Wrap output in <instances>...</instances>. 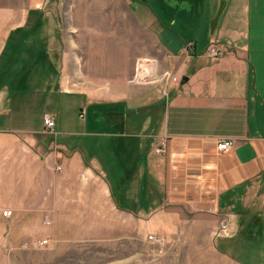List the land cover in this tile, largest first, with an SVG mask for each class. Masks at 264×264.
<instances>
[{
    "label": "crops",
    "instance_id": "obj_1",
    "mask_svg": "<svg viewBox=\"0 0 264 264\" xmlns=\"http://www.w3.org/2000/svg\"><path fill=\"white\" fill-rule=\"evenodd\" d=\"M111 1L119 12L131 15L150 42L155 38L161 68L183 79L171 82L167 97L157 87H146L149 84L128 83L134 60L142 55L138 37L129 41L131 50L96 51L85 58L72 52L73 39L62 37L70 55L66 54L68 68L59 73L54 93L81 97L82 109L93 117L77 116L82 120L73 124L77 128L59 130L69 139L57 142V135L44 132L42 114L51 112H42L38 124L14 115L21 100L10 98L5 82L10 72L3 76L11 57L4 53L10 35H19L15 50L20 44L25 48L23 33L12 34L14 30L33 18L46 21L56 3L0 0V252L21 246L16 238L48 232L42 227L32 230L33 221L48 208L54 240L44 247L55 253L74 242H101L123 254L111 264H137L141 245L145 253L157 249L154 260H148L151 264H253L248 260V232L256 227L253 236L258 233L264 239V221L246 205L251 191L261 188L264 204V38L246 36L245 0H136L148 9L138 17L128 5L131 0ZM92 5L101 11L111 6L110 0H93ZM80 6L87 8L88 0H80ZM171 8L209 11L203 18L174 17L168 12ZM182 38L192 40L189 51ZM52 41L56 44L55 37ZM119 42L114 44L124 45L125 39ZM211 44L221 46L222 55L206 56ZM25 53L28 69L35 52L30 59ZM100 81L109 84L112 97L94 89ZM49 91L42 92L46 96ZM33 93L28 97L34 99ZM100 119L105 123H98ZM73 136L80 138V151ZM86 136L97 138L103 147L112 138L134 143L128 152L89 154ZM223 137L233 140L226 152L217 149ZM162 143L165 153H156ZM41 190L48 202L40 198ZM148 233L162 234L167 244L145 240ZM169 245L174 246L171 254ZM256 253L251 254L255 264H264V251Z\"/></svg>",
    "mask_w": 264,
    "mask_h": 264
},
{
    "label": "rangeland",
    "instance_id": "obj_2",
    "mask_svg": "<svg viewBox=\"0 0 264 264\" xmlns=\"http://www.w3.org/2000/svg\"><path fill=\"white\" fill-rule=\"evenodd\" d=\"M49 1L52 2V5H55L56 3V9L52 10V14L48 16L49 18H47L46 21L42 19L40 25H37L32 29L30 24L33 22V18L32 21L24 28L12 33L21 34L22 32V39H25V42L27 43L25 48L20 49L19 56L14 60L15 65L12 64L13 66L11 65L10 67L9 72L11 74V77H7L5 79L7 89L10 90V98L14 97L21 100L18 101L19 106L15 109L14 115L22 114V118H24L22 122L27 120H34V123L38 124L42 112H51L55 115L54 116L52 114L55 118V125L56 122H60V126H55L56 130L60 133L59 130H66L67 128H77V126L73 124L81 123L82 120L80 119H86L87 116L89 117V119L93 117L92 115H90V113L87 114V112L82 109L84 101L81 99V97L77 98L76 95H65L59 91H57V93H54L53 88L56 80L58 79L59 73L65 72L66 68H68L67 63L65 62L66 54L67 56L70 55V51L66 50L65 44L62 43V37H64L65 39L66 37H68L69 40L73 39L75 41L73 47L74 49L72 50V52L80 55V58H85L86 54L102 50H107L106 53H117V49H122L123 47L125 49L130 48L131 50L133 48L132 46L129 47V41L133 37H138V42L143 43L141 46L143 50L140 52V54L142 53V55L135 58L134 67L136 65L137 59L147 58L155 61L156 70H154L155 72L151 74V76L143 79L142 81L139 80L140 82H136V80L131 79L134 76L135 72V68L133 67V72L128 78V83L134 85H139L138 83L149 84L146 87H157L162 91L161 93L163 94V96L167 97L168 87L172 82L168 78L171 76H175L178 79V81H176L175 83L183 79L177 76L170 69L161 68L160 58L159 56H157L159 54L156 51V47L158 44L155 41V38L153 43L150 42V40L146 38L145 35H143V33L138 29L137 25H135V21L132 19L131 15L128 13L124 14L121 10L119 12L111 0V6L106 5L103 11H101L99 7L95 8V6L92 5L93 0H88L87 8L80 6V0ZM71 1H73V3H71ZM47 4L44 11L48 15L49 11L47 8ZM128 5L137 17L143 9L147 10L148 12L147 7L137 2L136 0H131L130 2H128ZM244 8L246 9V16L248 18V21L246 22V36L251 37L252 40L264 38V0H245ZM205 12L206 10L204 9L203 13ZM169 13L172 16L174 14L172 13V11H170ZM32 14L33 13H29V15ZM181 14L183 16H186V14L189 13L182 12ZM170 20L171 17H168L167 21L165 22L168 24ZM65 32H67V35L65 34ZM10 36L12 37V40L10 41V44L7 43L6 52H4L7 55V59L8 56L12 57L15 52V43L19 35ZM54 37L56 40V44L52 43ZM121 39H125L124 45L114 44V42H119ZM49 43L51 44V46H49ZM202 43L203 42H200L199 46V49H201L200 52L204 50ZM188 44L189 43H185V48L187 50L189 49L187 48L189 47ZM53 45L56 48L55 50L50 49V47L54 48ZM213 45L215 44H211L208 46ZM219 47L221 48V46ZM221 49L223 53V48ZM38 50L39 54H37ZM40 51H43V53H41ZM34 52L36 63L32 68L33 72L31 73V70H29L28 74L31 75L29 76L28 81L21 83L19 87L15 89L14 86L18 84L14 82L17 74H22L24 69L29 66V63H27L26 65V63L23 61V54L25 53V55H27V59H30L33 56ZM205 55L208 56L207 54ZM1 63L5 65L6 60L1 61ZM60 87L63 88V86L61 85ZM109 88L110 86L107 82H101V84L98 83L94 86V89H99L100 91H102V94H105L106 96H111L109 95V90H111ZM32 90H34L36 93L29 92ZM38 90L39 92H37ZM43 90H46V92L48 90L51 91H49L48 95L45 96L42 92ZM13 92L16 94H13ZM31 93L35 94L34 99L28 97ZM21 105H25L28 107H25L24 109V107ZM128 112H130V110H128ZM77 116L80 119H77ZM98 123L104 124L105 121L103 119H100ZM89 128L92 129L91 127ZM58 132L56 136L57 142L69 139V136L64 132L60 134H58ZM52 136L55 138L54 135ZM86 138L88 139L86 143L88 145L86 152L88 150L89 154L94 153L99 155L103 150L108 151L112 149L109 142L105 147H103L101 144L97 143V138L91 136H86ZM70 139H73V143L77 144V146L80 148L81 141L79 137L73 136ZM79 148H77L78 151L81 150V148ZM71 149L75 150V148ZM250 195L251 196L249 198V203L248 205H246L248 207L249 213H259L261 215V219L264 221V204L260 203L263 196V189L261 188L258 191L254 189L253 191H251ZM40 198L44 200V202H48L49 200L48 195L46 194L45 196L43 190H41ZM42 206L45 207L47 206V204H43ZM45 218L51 219V224H45ZM52 221V217L48 213V208L45 211H41L38 219L33 221V224L35 223V225L34 227H32V230L38 229V227H42L48 232L44 233L42 231L39 232L38 230H35L36 232L30 234L27 238H16L14 241L20 242L21 244L26 242L29 245L31 244L32 246L28 247V249H23L19 246L14 247V250L0 252V264H111V261L123 255L121 252H118V250L114 246H111L110 244L105 245L101 242H74V244L66 251L55 253L54 251H52V248L44 247L48 246L49 243L54 240L53 234H51L49 231V228H51L52 225ZM256 229V227H252L250 229V231L248 232L249 237L247 239V246L250 250V256H248V260L253 264H255V257H252L251 254H257L256 252L260 250L264 251V239L258 238V233L255 237L253 236ZM148 234L162 235L159 233ZM148 234H145V240H147ZM41 239H47V242L43 246H38L39 244L33 245L34 242H37ZM102 241L104 242V240ZM138 241H140L139 237ZM155 245L158 246V244ZM141 246L142 247H140V252H138L141 255H138L136 263L151 264L148 263V260L149 262L154 260V258L156 257L155 252L157 249L154 250V248H150L152 251L149 250L147 253H145L147 249L143 247V245ZM173 247L174 246L171 245V248ZM171 248L169 245L168 249L170 254L172 253Z\"/></svg>",
    "mask_w": 264,
    "mask_h": 264
},
{
    "label": "built area",
    "instance_id": "obj_3",
    "mask_svg": "<svg viewBox=\"0 0 264 264\" xmlns=\"http://www.w3.org/2000/svg\"><path fill=\"white\" fill-rule=\"evenodd\" d=\"M190 46V43L188 44ZM189 48V47H187ZM205 54H207L208 56H212V57H217L220 56L222 54V49L219 46L213 45V46H208L205 50ZM143 63L144 65H148L150 64L151 66H155V70H156V65H155V61L151 60V59H137L136 65H135V69H134V76L131 78L133 80H136V82H138L141 77H139V73H141V71L143 70L142 67L139 65ZM151 76V74L149 75ZM149 76H144L142 77L143 79L149 77ZM168 79H170L172 82H176L178 81V79L175 76H171ZM138 80V81H137ZM43 125H44V132L48 133V134H52L54 136L57 135V132L55 130V118L52 114L50 113H45L43 115ZM233 146V140L229 137H223L218 139L217 142V149L222 151V152H226L228 150L231 149V147ZM154 151L156 153H165L166 151V145L165 143L160 144V146H157ZM61 166L59 164H57L55 166V170H60ZM6 215H10V210H6ZM44 223L49 225L51 224V219L45 218L44 219ZM147 240L153 244H164L166 242V238L162 235H154V234H148L147 235ZM47 242V239H41L37 242H34L33 245L35 244H39L38 246H43L45 243ZM32 246L31 244L29 245L28 243L24 242L20 247L23 249H28V247ZM38 246H34V247H38ZM33 247V248H34Z\"/></svg>",
    "mask_w": 264,
    "mask_h": 264
},
{
    "label": "trees",
    "instance_id": "obj_4",
    "mask_svg": "<svg viewBox=\"0 0 264 264\" xmlns=\"http://www.w3.org/2000/svg\"><path fill=\"white\" fill-rule=\"evenodd\" d=\"M204 9H205V8H203V11H204ZM205 10H206V12L209 11L208 9H205ZM170 11H172V13H174V14H173L174 17L182 16L181 13H182V12L184 13V11H183L182 9L179 10V12H177V10H176L175 8H171V9H169L168 12H170ZM203 11H202L201 14H199L198 12H192V13H189L188 16H190V15H194L195 18H203V17L206 16V14H205L206 12L203 13ZM29 13H30V14H31V13H34V10H30ZM186 15H187V14H186ZM208 15H209V14H208ZM208 15H207V16H208ZM217 17H218V15L215 14V16L212 18V24H214V26H215V24H216ZM41 21H42L41 18H35V19H33V22L30 24V26H31L32 29H33V28L36 27L37 25H40ZM165 27H166V26H165ZM167 27H168V25H167ZM168 28H169V27H168ZM17 30H19V29H16V30H14V31H17ZM22 40H23V39H22ZM181 41H182V42H186V43H190V46H189L188 51H189L190 48H192V46L194 45L193 42H191L192 40H190V39L184 40V39L182 38ZM21 46H22V44L19 45V47L15 50L13 56L10 57V59H9V61H8V65L6 66V70H5L4 73H3V76H4V77L7 76L8 72H9V70H10L11 64H12V63L14 62V60L16 59V56H17L18 52L20 51ZM40 52L43 53V51H40ZM37 54H39V50L37 51ZM35 60H36V58H35ZM35 60H34V62L31 64V66H30V68H29L28 70H26L25 72H23L22 74H20V75H18V76L16 77V79H15V83H18V84H17L16 86H14L15 89H17L21 83H23V82L26 81V79H27V77H28V73H29L28 71L31 70V69L34 67V65H35V63H36ZM25 73H26V74H25ZM133 141H134L133 139L130 140V141H126V140H125V141H122L121 139H113V138H112V139L110 140L109 143L111 144L112 150H116V151H119V150L124 151V150H126V152H128V150H129L128 148L130 147V145H132V144L134 143ZM136 169H138V163L136 164V168L134 169V171H135ZM134 171L131 172V173L133 174Z\"/></svg>",
    "mask_w": 264,
    "mask_h": 264
},
{
    "label": "bare ground",
    "instance_id": "obj_5",
    "mask_svg": "<svg viewBox=\"0 0 264 264\" xmlns=\"http://www.w3.org/2000/svg\"><path fill=\"white\" fill-rule=\"evenodd\" d=\"M141 67H142V71H141V73H139V77H141L140 79H138V80H140V81H142L143 80V78L142 77H144V76H149L150 74H153L155 71V66H151L150 64H148V65H144L143 63H141V64H139ZM137 80V81H138ZM140 81H138V82H140Z\"/></svg>",
    "mask_w": 264,
    "mask_h": 264
}]
</instances>
